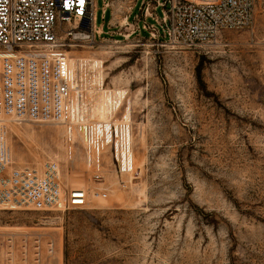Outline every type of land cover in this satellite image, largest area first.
Returning <instances> with one entry per match:
<instances>
[{
	"label": "rangeland",
	"instance_id": "obj_1",
	"mask_svg": "<svg viewBox=\"0 0 264 264\" xmlns=\"http://www.w3.org/2000/svg\"><path fill=\"white\" fill-rule=\"evenodd\" d=\"M108 2L103 16L96 1L108 32L95 35L85 19L91 37L69 33L74 20L59 34L69 57L103 60L105 89L126 90L116 117L130 106L134 169L121 172L107 152L97 183L80 143L68 157L62 123L7 119L15 164L58 161L65 185L87 187L90 203L0 204L1 264H264V0L249 26L194 46L153 37L142 20L129 35L144 18L140 0Z\"/></svg>",
	"mask_w": 264,
	"mask_h": 264
},
{
	"label": "built area",
	"instance_id": "obj_2",
	"mask_svg": "<svg viewBox=\"0 0 264 264\" xmlns=\"http://www.w3.org/2000/svg\"><path fill=\"white\" fill-rule=\"evenodd\" d=\"M96 1L0 0V204L4 207L69 210L90 203L87 187L65 185L58 161L15 164L7 143V119L62 123L68 157L74 158L80 143L97 183L105 181L107 152L121 172L134 169V162H126L122 151L132 150V140L124 139L131 120L116 117L119 107L106 119L94 114L97 91L104 87V79L95 77L99 67L84 60L72 69L59 34L63 23L74 20L77 26L69 33L79 29L91 37L81 26L89 19L93 33L101 35L103 31L96 28ZM153 2L163 8L162 15L154 11ZM139 4L144 18L133 22L129 35L142 31V20L153 37L194 46L213 41L223 29L249 26L256 0H140ZM108 6L104 0L105 12ZM95 192V197H107L108 188Z\"/></svg>",
	"mask_w": 264,
	"mask_h": 264
},
{
	"label": "bare ground",
	"instance_id": "obj_3",
	"mask_svg": "<svg viewBox=\"0 0 264 264\" xmlns=\"http://www.w3.org/2000/svg\"><path fill=\"white\" fill-rule=\"evenodd\" d=\"M205 1H211V0H205ZM77 24H74L73 27H76ZM77 35H81L79 37L81 38H88V34L87 32H82V33H78ZM70 58V66L72 69L76 70L77 68L80 67V63L81 61H84L83 59H74L73 57H69ZM93 62H91V66L92 68L95 67H101L103 60L102 59H98V58H92ZM90 61V60H89ZM96 79H99V81L101 82L103 79V75H102V71L99 70L96 74H95ZM98 94L96 96V103L93 107V112L95 115L99 116L100 118H108L110 116H112V114L115 113V111L117 110L118 107H120V104L123 102V99L125 98V93L126 90L125 89H121V88H115V89H105L103 88H99V90L97 91ZM100 94H103V102L101 103L100 100ZM121 102V103H120ZM125 109V108H124ZM125 118L127 120L130 119L131 117V108L128 105V107L125 109L124 115ZM131 136H132V132L130 127L128 129H126L125 132V136L124 139L125 141L127 139L130 140L131 143ZM8 143V142H7ZM10 148V146H9ZM11 151V149H10ZM122 151H124L123 153L125 154V161L128 162L130 159H132V150H130L129 152L123 148ZM133 161V159H132ZM94 196H96V192L93 193Z\"/></svg>",
	"mask_w": 264,
	"mask_h": 264
},
{
	"label": "crops",
	"instance_id": "obj_4",
	"mask_svg": "<svg viewBox=\"0 0 264 264\" xmlns=\"http://www.w3.org/2000/svg\"><path fill=\"white\" fill-rule=\"evenodd\" d=\"M137 4V3H136ZM105 11H104V9H103V16L105 15ZM136 15H138V14H136ZM96 16H97V14H96ZM99 25L97 24V22H96V27H98ZM100 28H101V31H103V32H108L109 30H105L104 29V27H105V25L103 24V25H101V26H99Z\"/></svg>",
	"mask_w": 264,
	"mask_h": 264
}]
</instances>
